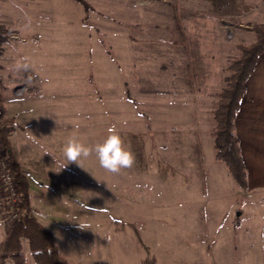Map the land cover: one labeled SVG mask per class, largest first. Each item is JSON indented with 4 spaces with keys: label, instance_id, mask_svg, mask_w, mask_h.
Wrapping results in <instances>:
<instances>
[{
    "label": "rangeland",
    "instance_id": "obj_1",
    "mask_svg": "<svg viewBox=\"0 0 264 264\" xmlns=\"http://www.w3.org/2000/svg\"><path fill=\"white\" fill-rule=\"evenodd\" d=\"M82 1L0 0V15L5 7L58 11L50 35L29 34L33 20L15 13L0 20V105L15 90L23 92L21 104L50 110L57 145L43 154L57 166L51 178L63 185L50 188L49 215L71 224L63 240L74 244L69 264L95 257V264H208V255L194 256L195 238L203 247L229 246L235 264H256L237 241L242 235L264 240V189L235 185L214 158L212 133L228 68L238 47L255 42L264 0ZM8 124L3 119L7 143ZM112 125L135 156L131 169L109 173L95 155L67 164L69 137L93 146ZM27 158L36 168L38 152ZM3 217L0 212L4 237L12 225ZM20 245L31 258L27 240Z\"/></svg>",
    "mask_w": 264,
    "mask_h": 264
},
{
    "label": "crops",
    "instance_id": "obj_2",
    "mask_svg": "<svg viewBox=\"0 0 264 264\" xmlns=\"http://www.w3.org/2000/svg\"><path fill=\"white\" fill-rule=\"evenodd\" d=\"M33 1V0H32ZM25 8V7H24ZM5 13L0 15V20L10 19L15 13L16 18L33 20V30L29 34L34 35H50L53 33V28L58 17V11H34L22 10L19 12H7V7L4 8ZM42 19V20H41ZM49 19V21H46ZM3 23L0 21V25ZM244 96L240 100L239 109L233 121V134L238 140V148L241 159L246 171L247 189H264V57L260 56L257 59L252 74L246 79L244 83ZM23 92L12 91L13 100L2 102L4 119L9 120L11 124L9 127L13 128L8 136L9 147L8 150L19 165L20 174L27 182L28 193V208L29 216L38 219V221L47 229L53 238V242L59 254L64 255L68 264L75 262L74 244L71 247L65 246L64 235H67V228L71 225L67 223L64 218L61 220L53 219L50 214L52 208L50 188L52 185L60 187L62 182L51 178V167L57 169L55 162L50 159L49 155H44L43 150L50 149L51 145H57V142H51V119L49 108L46 112L39 111V109L32 105L20 103V97ZM20 100V101H19ZM54 133H57L55 129ZM41 148V149H40ZM38 152L39 158L36 161V168H31L28 164L29 157L33 159V152ZM13 159V158H12ZM11 159V160H12ZM31 159V160H32ZM66 170H62L59 174L63 182L66 178ZM57 181V182H56ZM67 184V183H66ZM56 200V199H55ZM57 204V202H56ZM50 207V208H49ZM62 211L68 210V206L62 204ZM50 211V212H49ZM67 213L64 212V217ZM72 222V221H71ZM70 222V223H71ZM47 226V227H46ZM72 236V235H71ZM3 236H0V242ZM198 239V240H196ZM238 239V238H237ZM259 235H242L237 241L249 259H254L256 264H264L261 262V254L264 253L262 243L264 240ZM194 242H198V246H194L195 251L198 252L194 256L208 255V264H235V259L230 255L229 246L219 247L210 245L203 247L200 245L201 239L195 238ZM211 242V241H210ZM231 242V241H230ZM236 242V243H237ZM261 243V244H260ZM204 248V249H202ZM232 248V247H231ZM235 248V247H233ZM262 248V250H261ZM237 249V248H236ZM239 249V252H240ZM235 250V249H234ZM238 250V249H237ZM72 254V255H71ZM230 257V258H229ZM78 258V257H77ZM196 259L197 257H193ZM199 258V259H200ZM25 264H34L31 258L24 256ZM104 259V258H103ZM87 264H94L97 258L91 262L85 259ZM259 260V261H258ZM105 263L106 261L103 260ZM5 264H8V260ZM77 264V263H75ZM173 264V263H168ZM194 264H201V261L194 262Z\"/></svg>",
    "mask_w": 264,
    "mask_h": 264
},
{
    "label": "trees",
    "instance_id": "obj_3",
    "mask_svg": "<svg viewBox=\"0 0 264 264\" xmlns=\"http://www.w3.org/2000/svg\"><path fill=\"white\" fill-rule=\"evenodd\" d=\"M84 6L82 0H75ZM255 42L248 47H238L239 58L233 60L228 71L226 86L218 95L216 109L213 112L215 128L212 133L214 158L223 163L235 185L247 189L246 171L238 148V140L233 134V121L244 96V83L252 74L257 59L264 57V23L254 27ZM3 122H0V125ZM5 128H0V139L8 149ZM12 170L16 173V183L21 191L20 209L24 213L12 226L6 228L0 242V264L10 260L12 264H25L21 252L20 239L28 242L30 256L34 264H67L57 252L51 235L36 221L29 218L27 182L17 171L11 160Z\"/></svg>",
    "mask_w": 264,
    "mask_h": 264
},
{
    "label": "clouds",
    "instance_id": "obj_4",
    "mask_svg": "<svg viewBox=\"0 0 264 264\" xmlns=\"http://www.w3.org/2000/svg\"><path fill=\"white\" fill-rule=\"evenodd\" d=\"M25 70L28 65H23ZM78 127V125H77ZM106 138L93 146H86L77 137H69L63 148V155L69 163H76L82 159L95 155L99 166L112 174H120L122 170L131 169L135 164V156L129 147L125 145L123 137L115 125L108 128ZM67 164L63 165L64 168ZM47 227V226H46ZM81 229L86 225H79Z\"/></svg>",
    "mask_w": 264,
    "mask_h": 264
},
{
    "label": "built area",
    "instance_id": "obj_5",
    "mask_svg": "<svg viewBox=\"0 0 264 264\" xmlns=\"http://www.w3.org/2000/svg\"><path fill=\"white\" fill-rule=\"evenodd\" d=\"M4 113L0 105V122H3ZM2 127V124L0 125ZM21 191L16 183V173L11 167L9 150L0 139V212L4 216L2 221L15 223L22 215L20 207Z\"/></svg>",
    "mask_w": 264,
    "mask_h": 264
},
{
    "label": "water",
    "instance_id": "obj_6",
    "mask_svg": "<svg viewBox=\"0 0 264 264\" xmlns=\"http://www.w3.org/2000/svg\"><path fill=\"white\" fill-rule=\"evenodd\" d=\"M236 216H239V212L236 213Z\"/></svg>",
    "mask_w": 264,
    "mask_h": 264
}]
</instances>
